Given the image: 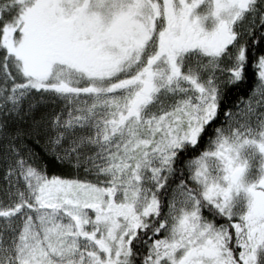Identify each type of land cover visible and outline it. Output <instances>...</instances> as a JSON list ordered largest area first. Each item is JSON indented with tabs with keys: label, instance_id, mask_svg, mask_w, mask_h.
Instances as JSON below:
<instances>
[{
	"label": "snow or ice",
	"instance_id": "obj_1",
	"mask_svg": "<svg viewBox=\"0 0 264 264\" xmlns=\"http://www.w3.org/2000/svg\"><path fill=\"white\" fill-rule=\"evenodd\" d=\"M0 264H264V0H0Z\"/></svg>",
	"mask_w": 264,
	"mask_h": 264
},
{
	"label": "trees",
	"instance_id": "obj_2",
	"mask_svg": "<svg viewBox=\"0 0 264 264\" xmlns=\"http://www.w3.org/2000/svg\"><path fill=\"white\" fill-rule=\"evenodd\" d=\"M251 81L248 84L241 87L240 89H231L229 91L228 103L229 106L232 104L239 103L240 99H246L250 95ZM46 111V110H45ZM31 146L34 151L38 154L40 161L48 166V172L50 175H62L75 177L76 173L74 169L69 168L67 164L58 163L50 153L45 149L44 141L41 140L39 144L31 142ZM82 175V171L80 173Z\"/></svg>",
	"mask_w": 264,
	"mask_h": 264
},
{
	"label": "rangeland",
	"instance_id": "obj_3",
	"mask_svg": "<svg viewBox=\"0 0 264 264\" xmlns=\"http://www.w3.org/2000/svg\"><path fill=\"white\" fill-rule=\"evenodd\" d=\"M248 98H249V97H247L246 99H248ZM246 99H245V100H246ZM257 99H258V98H257ZM81 176H83V172H82V175H81ZM73 178H75V177H73Z\"/></svg>",
	"mask_w": 264,
	"mask_h": 264
}]
</instances>
